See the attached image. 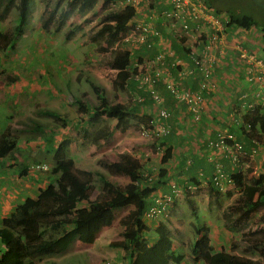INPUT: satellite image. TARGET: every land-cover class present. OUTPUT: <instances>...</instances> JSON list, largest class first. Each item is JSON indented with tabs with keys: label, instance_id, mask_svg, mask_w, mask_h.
Masks as SVG:
<instances>
[{
	"label": "rangeland",
	"instance_id": "obj_1",
	"mask_svg": "<svg viewBox=\"0 0 264 264\" xmlns=\"http://www.w3.org/2000/svg\"><path fill=\"white\" fill-rule=\"evenodd\" d=\"M72 1L32 0L28 18L15 37L13 48L0 50V133L9 128L16 138L12 157L0 158V224L2 217L9 215L18 202L27 195L36 194L38 187L45 186L52 179L50 167L53 160L48 148L53 144V136L61 139L66 129H61L49 117L40 115L38 111L41 109L62 113L66 127L77 129V132L72 131L76 135L66 149V156L73 160L76 169L93 173V184L97 189L103 187V178L110 182L108 187L111 192L115 191V183L126 184L129 181V178L109 170L111 162L117 160L122 152L137 157L144 171L153 177L158 174L151 167L155 166L157 155L163 153L164 146L157 139L152 140V136L138 138L142 121L130 115L129 128L120 132L113 128L115 121L112 119L92 118L79 115L76 111L73 99L82 92L92 100L96 97L85 81L86 76L103 88L112 102L120 101L128 105L129 98L135 93L132 91L130 94L128 86L123 89L112 86L117 70L107 63L114 49L129 48V45H123L115 32L109 36L112 41L108 43L102 37L91 38L100 27L101 16L122 5L118 0L109 5L96 0L79 12L77 5H68ZM44 3L54 10L53 21L46 29L41 27V18L38 17ZM141 15L148 19V9L139 8L132 21ZM15 17L16 11L12 7L0 20V31L9 32ZM252 51L264 57L263 51L256 46ZM138 61V57L132 55L128 68L131 69ZM155 116L149 118L156 126L161 117L158 112ZM56 126L59 132L51 136L52 128ZM79 126L85 131L80 132ZM21 164L27 166L25 177L17 176L16 171ZM250 176H246L244 184L249 182ZM243 186L229 190L227 187L219 194L210 188L185 190L175 197L168 217L172 219L174 246L183 259L173 264H194L191 243L197 235L193 222L210 227L211 241L216 250L223 248L247 256L251 264H264V244L260 249L252 245L254 238L263 240L264 237V204L244 219L237 217L238 212L229 207L236 202ZM187 197L195 203L194 208ZM119 218L120 214L110 226L102 228L93 242L86 243L75 238L64 252L35 258L34 264H129L123 248L111 244L122 238L120 233L124 226ZM159 218L145 220L149 228L147 237H153L156 223L165 219Z\"/></svg>",
	"mask_w": 264,
	"mask_h": 264
},
{
	"label": "trees",
	"instance_id": "obj_2",
	"mask_svg": "<svg viewBox=\"0 0 264 264\" xmlns=\"http://www.w3.org/2000/svg\"><path fill=\"white\" fill-rule=\"evenodd\" d=\"M95 1L73 0L68 5H77V10L83 12ZM148 1V9L160 11L157 14V18L161 20L162 26L170 28L166 24L167 19L160 14L174 8L172 0ZM202 1H204L202 2L204 8L209 11L211 9L212 14L217 18L222 20V15L225 14V20L222 21L224 32L235 28L250 29L260 27L264 30V0ZM31 2L32 0H0V20L7 16L12 7L16 11L15 23L11 26L10 31H0V50L13 48L15 37L20 33L28 18ZM102 2L105 5H109L112 4L113 0H102ZM135 10V6L130 3L108 10L101 16L100 27L92 33L91 38L102 37L108 43L112 41L109 36L115 32L119 34L121 40L122 35L126 33L129 27V22L133 19ZM53 14L54 10L52 8L49 9L44 3L39 13L41 18L40 25L43 29L48 28L52 23ZM185 15V13H180L174 19L178 17L175 20L179 22ZM150 19L148 18L147 21H150ZM200 20L199 17L195 20L184 17V29L193 31L195 28L193 26L200 24ZM156 26L158 28H154L151 23V28L143 32L145 36L147 35L146 40L148 42L163 29L157 24ZM154 30L156 33H154ZM172 35L188 53V48L183 44L182 39L174 35L173 32ZM198 39L199 41L203 40L204 35L201 34ZM121 42L123 45H129L128 40ZM136 52L137 50L131 47L130 49L127 47L125 49H114L111 52L107 63L108 66L117 70L112 86L123 89L125 86L130 88L133 83L135 87H142L135 84L137 80L132 77L139 70V67L135 65L131 69L128 68L129 59L131 55H136ZM188 56L192 62L191 71L189 72L190 77L182 78L180 68L174 65L173 69H177L180 77L178 81L173 82H178L179 86L195 91L201 89L199 85L202 75L198 69L193 68V60L189 54ZM137 57L138 62H140L142 58ZM217 62L218 60L215 61L213 67V75L215 76ZM151 75L153 79L151 91L145 87L146 90H141V93L133 95L132 104L139 103L141 105V103L148 101L149 97L154 105L158 107V110L165 108L168 111L167 117H169L171 110L163 103L164 96L160 87H158L159 84H162L164 75L163 73L157 76L149 74L150 77ZM85 81L96 97L92 100L87 93L82 92L79 97L73 99L79 115L112 119L115 121L113 128L120 130V132L129 127L130 115L133 118L137 117L136 119L143 122L139 126L138 134H140L142 129L151 125V119L147 114L143 112L140 117L131 114L128 111L129 106H131L129 102L128 105L120 101L112 102L107 97L105 90L96 86L89 77L86 76ZM163 86L167 94L173 99L172 92L166 87V80L163 82ZM154 92L159 96L158 100L152 96V94H155ZM208 93H211L210 90L203 87L200 92L202 100ZM38 112L40 115L49 117L61 129L65 128L66 132L61 139L59 137L56 138L53 135L58 133L59 130L57 126L52 128L51 136L56 139H54L55 141L53 140V144L48 148L53 160V164L50 167L52 179L45 186L38 187L36 194L27 195L18 202L9 215L2 217L0 224V264H34L35 258L64 252L75 238L86 243L93 242L101 229L110 226L118 214H120L119 221L124 226L120 233L122 238L111 242V244L123 248V254L129 259V264L179 263L183 256L174 246L173 233L171 231L172 219L167 217L164 220H158L154 236L147 237L146 232L149 228L143 218V212L149 204H147V200L150 193L159 185L166 183V166H161L158 175L155 178L153 177V179L148 171H144L145 169H143L137 157L130 153L122 152L117 160L111 162L109 170L114 174L129 178V181L126 184L115 183V191L111 192L108 187L110 182L103 178V187L97 189L93 184V173L89 170L76 169L73 160L66 156V149L71 143L73 135H76L77 129H73L71 126L66 127L65 116L56 110L41 109ZM158 116L161 117L159 114ZM167 117H161V119L166 120ZM240 119L241 123L233 121L231 129L227 132L232 133L236 140L243 144L244 148V143L238 139L239 134L246 142L252 144L250 147L247 146L248 150L258 148L261 145L260 140L264 139V107L256 106L253 112L244 114ZM246 125H248V129H246ZM166 126L167 131L159 134L157 138H152V140L157 139L163 145L164 143L168 144L169 140L165 139V137L169 136L171 127L167 124ZM83 128L79 126L78 130L84 132L85 129ZM72 131L76 132L72 133ZM111 133L110 131L109 134ZM169 144L163 149L161 163L167 162L173 155L174 144ZM15 147V136L11 134L9 128H4L0 133V158L5 156L12 157V151ZM247 170L249 171V169ZM16 172L17 176L25 177L27 175V166L21 164ZM230 176L235 182H242L244 178L243 172L232 173ZM191 178L197 182L196 177L191 176ZM213 188L211 186L210 189L216 194L220 193L219 189ZM262 195H264V175H260L258 178L252 177L243 186L236 202L230 204L229 207L238 212L237 217L240 219L248 218L253 211L263 204V201L260 200ZM187 199L194 208L195 203L193 200L189 197ZM192 224L197 235L191 243L194 264H251V260L245 255L227 251L223 248L216 250L211 241V232L208 225H196L195 222ZM262 243L261 238L252 240V245L256 249H260Z\"/></svg>",
	"mask_w": 264,
	"mask_h": 264
},
{
	"label": "crops",
	"instance_id": "obj_3",
	"mask_svg": "<svg viewBox=\"0 0 264 264\" xmlns=\"http://www.w3.org/2000/svg\"><path fill=\"white\" fill-rule=\"evenodd\" d=\"M148 11L149 19L151 18L148 22L150 24L152 23L154 28L157 27V24L163 29H161L155 37H152L150 42L146 40L147 35L142 39L132 41L131 43L129 42V48L131 47L137 50L135 56H139L142 59L151 57L157 52H163L165 54V63L167 66L164 64V78L161 82L162 84H159L158 87H160L161 93L164 96L163 103L171 110V114L166 120L160 118L159 122H165L167 125H170L171 131H169V136L165 137V139L169 140L168 144H174L172 157L167 162L161 163V152L157 155L158 158L155 160V166L151 167L152 169H156V173H159V168L161 166H166L167 172L165 175L166 183L159 185L150 193L149 199L147 200V203L150 204L152 196L169 190V184L171 182L184 185L188 182H195L191 178V176H194L198 182H195L199 186L198 190L202 191L211 188V186L213 188L210 182L217 168H221L228 176L232 173L239 172L233 167L222 150L212 148L209 143L210 141L216 140L219 135L231 129L234 123L231 114L232 107L236 106V103L240 101L242 95H249L251 91L248 83L242 78L240 67L241 60L238 58L235 47L239 44L252 50V48L256 46V48L261 49L264 53V30L260 27L250 29L235 28L223 33L221 38V51L216 59L218 60L215 70L216 76L213 75L214 70L211 75V82L213 83L210 88L211 93L203 97L200 119L195 120L188 114L184 105L177 103L178 101H176V99H172L171 96L167 94L163 86L165 80L171 82L178 81L180 77L177 69H173L174 66L170 64L172 61L176 62L175 65L177 68L179 67L184 70L185 74L182 75V78L190 77L189 70L192 66V62L188 56L187 50L173 37L169 27L162 26L161 20L157 18V14H159L160 11L153 9H148ZM160 15L162 16V14ZM140 18H136L134 21H138ZM145 19H147V17ZM223 20H225V14L222 15V21ZM132 82L134 81L132 80ZM135 84H137V81ZM144 89V87H135L132 83L128 91L130 94L133 91L135 95H137ZM132 96L133 95H131L128 100L131 104L128 111L131 114L140 117L144 112L151 118L156 117L155 115H157L158 107L154 105L149 97L148 101L139 105V103L132 104ZM244 100H247V98ZM131 117L133 118V116ZM136 118L137 117L134 119ZM130 121L131 120H129L128 123H130ZM128 134L130 135V132H128ZM138 138L145 139L146 137H142L138 134ZM238 139L244 143L246 149H248L247 146L250 147L252 145L250 142H246L240 134ZM260 141L261 145L257 148L258 151L248 163L247 168L242 171L244 175L243 181H233L232 184L225 185L228 187V190L230 188L234 189V187L240 185H245L244 179L249 174L253 178L264 175V139ZM168 144L164 143V148ZM135 148L138 150L137 147ZM139 153L141 152L139 151ZM247 169H249V171ZM241 191L242 189H240L239 193H241ZM260 200L263 201L262 203L264 204V195L260 197ZM262 242L264 244V237Z\"/></svg>",
	"mask_w": 264,
	"mask_h": 264
},
{
	"label": "built area",
	"instance_id": "obj_4",
	"mask_svg": "<svg viewBox=\"0 0 264 264\" xmlns=\"http://www.w3.org/2000/svg\"><path fill=\"white\" fill-rule=\"evenodd\" d=\"M117 0H115L116 2ZM114 2V0H113ZM112 2V3H113ZM119 4L124 6L128 3L135 6V11L139 8L147 10L149 8L148 0H118ZM173 9L162 13V17L166 18V24L170 26L173 34L182 39L183 44L188 48V54L193 60V68L198 69L202 75L200 81V88L203 87L210 90L212 86L211 75L214 67V63L221 51V38L224 33V26L221 19L212 14V10L204 8L202 0H172ZM164 12V11H163ZM180 13H185L184 17L196 19L199 17L200 24H195L193 31H187L184 29L183 18L177 22L174 17ZM140 18V17H139ZM175 21V22H174ZM128 29L121 37V41L132 42L138 39H142L145 34L144 31L151 28V24L142 15L138 21H131L128 24ZM154 33L156 31L154 30ZM204 35V41L199 39L198 36ZM201 42V43H200ZM238 58L241 60V74L242 78L248 83L251 88L249 95H242L240 101L236 103V106L232 107V120L234 122L241 123V116L244 114L253 112L256 106L264 107V57L257 53L241 46L235 47ZM165 64V54L163 52H157L151 57L144 58L135 65L139 67V70L132 75L133 79L137 80L138 86H145L151 91V83L153 82L152 75H159L163 73ZM172 66L176 64L175 61L170 63ZM142 67V68H141ZM162 68V69H161ZM180 74L184 75L183 69H180ZM191 70H189L190 72ZM166 87L172 92L174 99L182 103L193 119L198 120L201 113L202 98L200 96L201 89L195 91L188 90L178 85V82H171L166 80ZM155 93V92H154ZM152 96L158 100L157 94ZM247 100H244L246 99ZM158 114L165 118L168 116V111L165 108H160ZM165 123H158L156 126L151 124L149 127L142 129L140 135L142 137L157 138L159 134L167 131ZM248 129V125H246ZM248 131V130H247ZM257 142V141H254ZM209 145L212 148L222 150L233 167L237 168V171L242 172L247 168L248 163L253 158L254 154L258 151L257 148L251 150L245 149L243 144L236 140V137L230 133L225 132L219 135L216 140L210 141ZM233 179L228 176L221 168H217L211 178V185L220 191L226 189L227 185L232 184ZM226 185V186H225ZM199 186L195 182H188L187 184H177L171 182L169 184V190L166 192H160L153 195L150 204L145 208L143 212V218L156 219L158 217L164 218L168 215L170 206L172 205L175 197L181 194L183 191L198 190Z\"/></svg>",
	"mask_w": 264,
	"mask_h": 264
},
{
	"label": "clouds",
	"instance_id": "obj_5",
	"mask_svg": "<svg viewBox=\"0 0 264 264\" xmlns=\"http://www.w3.org/2000/svg\"><path fill=\"white\" fill-rule=\"evenodd\" d=\"M120 7H122V6H120ZM175 200V199H174ZM174 202V201H173ZM173 204V203H172ZM171 207V206H170ZM169 216V213H168V215L166 216V217H164L165 219L167 218ZM159 218V217H158ZM164 218H159V219H164ZM145 220V219H144Z\"/></svg>",
	"mask_w": 264,
	"mask_h": 264
}]
</instances>
